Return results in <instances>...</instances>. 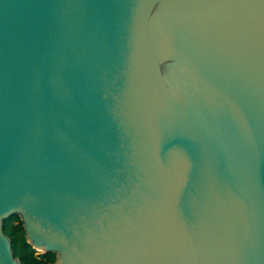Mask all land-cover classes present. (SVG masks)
<instances>
[{
  "label": "water",
  "instance_id": "1",
  "mask_svg": "<svg viewBox=\"0 0 264 264\" xmlns=\"http://www.w3.org/2000/svg\"><path fill=\"white\" fill-rule=\"evenodd\" d=\"M54 264H264V0H0L3 220Z\"/></svg>",
  "mask_w": 264,
  "mask_h": 264
},
{
  "label": "trees",
  "instance_id": "2",
  "mask_svg": "<svg viewBox=\"0 0 264 264\" xmlns=\"http://www.w3.org/2000/svg\"><path fill=\"white\" fill-rule=\"evenodd\" d=\"M3 232L11 240L15 258L20 264H54L55 253L38 252L26 241L24 227L17 214L3 220Z\"/></svg>",
  "mask_w": 264,
  "mask_h": 264
}]
</instances>
